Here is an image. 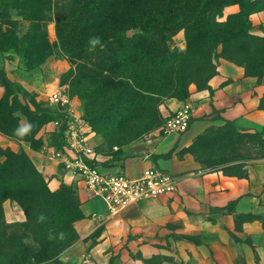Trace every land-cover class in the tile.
Segmentation results:
<instances>
[{
    "label": "rangeland",
    "instance_id": "rangeland-1",
    "mask_svg": "<svg viewBox=\"0 0 264 264\" xmlns=\"http://www.w3.org/2000/svg\"><path fill=\"white\" fill-rule=\"evenodd\" d=\"M179 1L183 12L186 4ZM91 2L0 0V163H17L16 170L12 165L1 176L8 190L0 195V264H214L210 260L214 250L198 233V221L186 222L185 199L178 195L146 200L110 216L103 201L91 199L97 201L89 203L77 183L63 182L75 191L84 215L63 232H43L36 223L27 226L26 212L8 197L9 192H15L27 198L32 184L29 180H33L17 156L22 160L23 155L28 157L40 173L35 158L54 162L66 172L59 161L50 158L60 146L59 126L48 115L49 111H58L50 101L55 92L68 95L85 120L102 163L120 171L126 169L127 159L135 160L124 170L132 177L143 169L144 162L138 159L156 161L155 149L164 139L167 118L173 114L168 104L186 101L172 97L168 88L161 89L162 81H167L163 74L186 78L194 68L193 59L199 61L213 51L218 57L214 59L217 67L227 60L249 74L261 71L264 81V27L254 25L251 19L264 11L250 15L248 37L219 43V27L214 26L210 34L197 30L188 35L186 25L160 2L155 21L146 28L150 35L143 36L140 29L128 25L125 45L114 43L104 48L102 38L111 39L117 25L106 13L97 19H85L93 14L87 11ZM102 4L108 11L109 5ZM240 12L238 3L230 4L216 21L227 24L226 31L242 28L240 23L230 22V17ZM93 39L99 40L95 46L90 43ZM135 39L142 44L129 51L127 44ZM85 46L88 49H83ZM148 48L155 58H134L123 67L109 65L114 56L127 51L142 55ZM190 80L189 98L193 91L207 89V78L196 75ZM261 100L260 107L264 108V97ZM218 113H206L193 122L222 121L220 115L213 117ZM121 153L128 158L117 160ZM172 153L168 151L162 157H171ZM188 153L207 173L219 170L226 176L250 178L261 173L259 166L264 165V130L212 124L186 147ZM42 175L50 192L61 188L63 183L53 190L50 179ZM45 191H39L36 201L50 208ZM54 216V209L45 208L36 218H46V225Z\"/></svg>",
    "mask_w": 264,
    "mask_h": 264
},
{
    "label": "crops",
    "instance_id": "crops-1",
    "mask_svg": "<svg viewBox=\"0 0 264 264\" xmlns=\"http://www.w3.org/2000/svg\"><path fill=\"white\" fill-rule=\"evenodd\" d=\"M251 19L254 25L264 27V12L252 15ZM209 84L213 92L210 89L193 91L187 100L194 109L193 120L214 111L219 113L213 117L220 115L223 120L192 121L187 132L164 135L154 152L156 161L148 157L138 159L144 162L143 169L132 177L140 176L151 166L180 177L178 191L168 196L178 195L185 199L186 222L198 221V233L215 252L210 259L214 264H264V165L259 166L261 173L239 179L219 170L207 173L192 153L186 154V147H190L212 124L231 123L243 130H264V109L260 107L264 81L248 75L244 67L223 60ZM184 103L170 102L168 106L174 113ZM172 150L171 157H162ZM129 160H126L124 170L135 161ZM35 161L50 179L53 190L63 182H75L89 203L97 201L91 200L80 177L59 169L56 163L47 159L35 158Z\"/></svg>",
    "mask_w": 264,
    "mask_h": 264
},
{
    "label": "trees",
    "instance_id": "trees-1",
    "mask_svg": "<svg viewBox=\"0 0 264 264\" xmlns=\"http://www.w3.org/2000/svg\"><path fill=\"white\" fill-rule=\"evenodd\" d=\"M117 1L119 2H116L115 0H105V2L100 0H92V2L88 4L87 11L93 14L92 16L88 14L85 19H88L89 17L97 19L99 16L102 17L107 14V17L109 16V18H111V23H116L117 25L118 31L110 37L111 39H104V37L102 38L101 45H103L104 48H108L114 43H120L121 46L125 45L123 42L128 41V29L126 28L128 25H130V27H132L134 30L140 29L143 36L150 35L146 28H149L150 25H152V23L155 21L156 16H154V13H157L156 6L162 7L161 3L163 4L164 9H167L169 12H173L175 17H177V20L182 21L186 25V32L188 35L192 32H196L197 30H203L204 33L210 34L213 31L214 26L219 27L221 30L218 39L219 43H225L227 40L235 39L237 37H248V33L252 29L250 15L256 11H264V0H183L186 4L183 12H180L179 10V0ZM102 3H105L106 7L109 5L108 11L104 9ZM233 3H238L241 6V12L238 15L231 16L230 22L236 21L238 24L240 23L242 28L226 31L224 27L228 25L218 23L216 21V17L223 12L226 6ZM100 7L101 9H99ZM94 37L97 38V35L95 34ZM136 44H138L137 47H139L142 44L141 40L135 39L127 44L129 51L130 49H133ZM87 47L88 46H85L83 49H88ZM212 53L213 51L209 53L206 52L199 61L193 59L195 62L194 68L190 72L186 73V78H184L181 74L179 76L173 73L163 74L162 77L166 78L167 81H162L161 89L168 88V90L172 92V97L178 98L180 100H186L185 102H187L190 96L188 83H190L189 81H192L190 80V77H196V75H198L199 78H207V89H210V91L213 92L209 83L210 80L218 73V71H216L218 63L214 64L218 57L217 55L214 57ZM149 56L150 58L156 57L155 55L151 54L149 48L146 52L142 53V55L133 54L127 51L124 55L110 58L109 65L110 67H120L121 65V67H123L126 62H129V60L139 57L142 61H144L149 59ZM247 74L258 77L260 81L262 80L261 71H252L250 74L247 72ZM158 94L161 95V93ZM48 115L51 116L55 121L62 118V115L58 111H49ZM58 129L60 136L59 148H61L64 145L63 125ZM22 157L24 160L20 159L21 156H17V161H21L24 166H27V170L29 173H31L33 180H29L30 182L32 181L30 190L28 189L27 198H22L20 195L15 194V192H9L8 197L18 202V204L26 212L28 219L26 225L32 227L36 223L38 224V228L43 232L56 230L58 232H63L69 229L75 221L82 219L84 215L81 211L75 191L70 186L63 183L59 190L56 192H50L47 188V183L42 173L36 170L28 157L24 155ZM165 157L169 156L166 155ZM127 158L128 156L121 153L116 159L122 160ZM15 164L17 163H4L0 165V195H2L4 191L8 190V184L1 181V176L9 168H13L14 166L12 165ZM102 166L105 168H110L107 166L106 162L102 163ZM14 168L16 170V165ZM41 190H47L44 192V194L46 195V202L48 203L47 205H50V208L45 206L42 202L38 201L39 203H37L36 198L40 193L39 191ZM70 202L72 205H69ZM45 208H47V210H51V208L55 210V216L52 218L53 220H50V224L48 223L46 225L43 223V220H46V218H36L37 212L40 209L44 210Z\"/></svg>",
    "mask_w": 264,
    "mask_h": 264
},
{
    "label": "built area",
    "instance_id": "built-area-1",
    "mask_svg": "<svg viewBox=\"0 0 264 264\" xmlns=\"http://www.w3.org/2000/svg\"><path fill=\"white\" fill-rule=\"evenodd\" d=\"M50 101L62 115L55 124L64 128V145L55 149L50 158L59 161L67 173L80 177L89 197L103 201L110 216H118L139 202L178 191L177 175L161 168L151 166L140 176L131 177L124 171L102 166L91 143V132L69 96L58 91L51 95ZM193 117L192 104L185 102L167 118L164 135L187 132Z\"/></svg>",
    "mask_w": 264,
    "mask_h": 264
},
{
    "label": "clouds",
    "instance_id": "clouds-1",
    "mask_svg": "<svg viewBox=\"0 0 264 264\" xmlns=\"http://www.w3.org/2000/svg\"><path fill=\"white\" fill-rule=\"evenodd\" d=\"M90 43H91L93 46H95L96 44L99 43V40H98V39H93V40L90 41ZM24 131H26V129H24Z\"/></svg>",
    "mask_w": 264,
    "mask_h": 264
}]
</instances>
